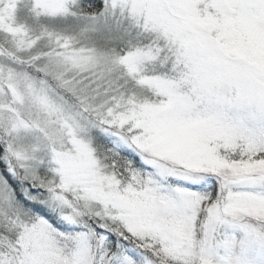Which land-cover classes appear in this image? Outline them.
<instances>
[{"label": "snow or ice", "instance_id": "obj_1", "mask_svg": "<svg viewBox=\"0 0 264 264\" xmlns=\"http://www.w3.org/2000/svg\"><path fill=\"white\" fill-rule=\"evenodd\" d=\"M0 264H264V0H0Z\"/></svg>", "mask_w": 264, "mask_h": 264}]
</instances>
